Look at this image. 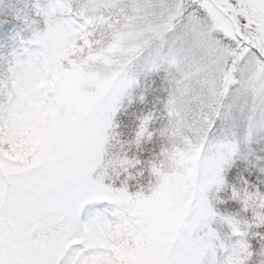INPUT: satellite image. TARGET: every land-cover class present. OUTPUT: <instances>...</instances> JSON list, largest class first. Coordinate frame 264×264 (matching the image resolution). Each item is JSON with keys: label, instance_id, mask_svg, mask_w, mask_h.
Listing matches in <instances>:
<instances>
[{"label": "snow or ice", "instance_id": "snow-or-ice-1", "mask_svg": "<svg viewBox=\"0 0 264 264\" xmlns=\"http://www.w3.org/2000/svg\"><path fill=\"white\" fill-rule=\"evenodd\" d=\"M0 264H264V0H0Z\"/></svg>", "mask_w": 264, "mask_h": 264}, {"label": "rangeland", "instance_id": "rangeland-1", "mask_svg": "<svg viewBox=\"0 0 264 264\" xmlns=\"http://www.w3.org/2000/svg\"><path fill=\"white\" fill-rule=\"evenodd\" d=\"M5 2H10V0H5Z\"/></svg>", "mask_w": 264, "mask_h": 264}, {"label": "trees", "instance_id": "trees-1", "mask_svg": "<svg viewBox=\"0 0 264 264\" xmlns=\"http://www.w3.org/2000/svg\"><path fill=\"white\" fill-rule=\"evenodd\" d=\"M10 2H14V0H10Z\"/></svg>", "mask_w": 264, "mask_h": 264}]
</instances>
